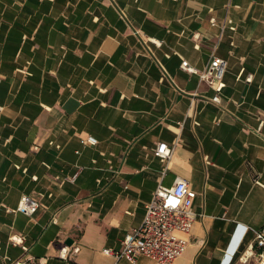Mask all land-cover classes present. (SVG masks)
I'll list each match as a JSON object with an SVG mask.
<instances>
[{
	"label": "crops",
	"instance_id": "1",
	"mask_svg": "<svg viewBox=\"0 0 264 264\" xmlns=\"http://www.w3.org/2000/svg\"><path fill=\"white\" fill-rule=\"evenodd\" d=\"M215 54L219 102L182 65ZM179 178L197 218L175 264H255L264 0H0V264H114L103 249L120 250L158 184ZM23 195L35 212L16 209Z\"/></svg>",
	"mask_w": 264,
	"mask_h": 264
},
{
	"label": "built area",
	"instance_id": "2",
	"mask_svg": "<svg viewBox=\"0 0 264 264\" xmlns=\"http://www.w3.org/2000/svg\"><path fill=\"white\" fill-rule=\"evenodd\" d=\"M182 65L189 72L198 73L200 79L207 81L214 88L215 93L211 97L213 101L221 100V92L225 86L224 74L227 68V60L224 57L213 55L202 70L190 65L187 60H183ZM97 141V137L92 134L81 138L83 143L96 144ZM155 153L168 158L172 153V148L166 141H161L157 144ZM196 196L197 191L187 179L179 178L172 185L159 183L152 199L147 204L142 222L125 235L122 248L114 250L106 247L103 251L115 256L114 264H117L121 258L135 264L138 255L148 256L159 264H175L176 259L184 253L189 244L188 234L197 218V212L193 209ZM38 207L39 203L36 199L23 195L16 209L33 213ZM11 240L26 248L22 235L14 234ZM78 250L79 246H74L72 249L73 252ZM69 252V246L65 245L61 248L63 257L68 256ZM250 255L256 258L255 264H264V225L255 230V241ZM15 264H21V261H15Z\"/></svg>",
	"mask_w": 264,
	"mask_h": 264
},
{
	"label": "water",
	"instance_id": "3",
	"mask_svg": "<svg viewBox=\"0 0 264 264\" xmlns=\"http://www.w3.org/2000/svg\"><path fill=\"white\" fill-rule=\"evenodd\" d=\"M73 239L71 238V237H68L67 239H66V243H68V244H71L73 241H72Z\"/></svg>",
	"mask_w": 264,
	"mask_h": 264
}]
</instances>
